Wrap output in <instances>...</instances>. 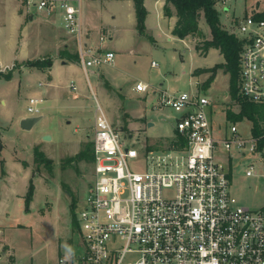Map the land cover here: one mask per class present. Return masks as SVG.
I'll return each instance as SVG.
<instances>
[{
    "label": "rangeland",
    "instance_id": "374dc122",
    "mask_svg": "<svg viewBox=\"0 0 264 264\" xmlns=\"http://www.w3.org/2000/svg\"><path fill=\"white\" fill-rule=\"evenodd\" d=\"M58 1L60 5L62 0ZM36 2L39 0H0V72L13 71L10 80L0 76V264H59L60 258L70 263L86 251L77 217L86 205L95 173L90 156L80 158L77 154L85 144H93L98 104L118 127L125 143L139 149L140 158L130 162L132 170L147 169L145 152L150 150L151 144L166 145L164 140L169 138L165 137L173 135L179 114L170 107L155 106L157 98L151 90H134L138 80L150 84L151 89L164 83L169 92L207 95L211 101L207 111L215 136L220 139L229 135L232 124H238L244 137L252 130V123L247 119L235 123L227 120L226 110L231 108L238 112L239 104L231 99L229 75L222 66L213 86L212 82L206 89L203 86L209 72L193 75L196 68L212 67L224 61L217 50H211L207 56L196 53H200L198 47H202L204 39L211 37L203 16L200 26L204 38L187 36L188 39L182 41L169 40L164 35L159 37L157 46L145 36L139 38L133 33L136 17L129 1L69 0L74 5L80 3L83 22L89 17L101 26L100 15L108 14L104 18L105 29L95 28L89 47L96 52L103 36L105 49L111 44L120 48L115 61L119 59L118 54H127L126 65L131 76L122 86L114 88L105 77L98 75L107 69L106 64L100 65L97 77L92 70L99 65L88 67V78L77 64L57 67L53 82L47 79L46 69L26 65L51 56L52 49L56 48V35L51 33L46 19L56 17L54 25L61 30L60 39L79 50L78 37L64 34L61 10L39 9ZM216 6L222 25L236 32L245 16L264 10V0H218ZM112 16H116V20ZM108 24L117 30L113 41L109 39V30L113 29ZM149 24L156 34L159 19L155 8ZM83 35L85 42L84 26ZM24 44L25 48L17 57L26 59L14 61L12 55L16 47H24ZM130 49L137 52L131 54ZM152 61L157 66L153 67ZM108 74L117 78L114 72ZM40 82L44 85L39 86ZM32 96L45 100L39 114L42 119L31 130H25L17 118L20 114H31L27 106ZM46 135L50 139H46ZM36 146L50 162L35 161ZM215 156L229 168L232 191L238 199L253 209L264 207V158L247 149L239 151L233 147L226 151L220 143ZM250 166L255 169L253 176L246 175ZM31 182L34 195L30 209L26 210L25 196Z\"/></svg>",
    "mask_w": 264,
    "mask_h": 264
},
{
    "label": "built area",
    "instance_id": "2783aa9c",
    "mask_svg": "<svg viewBox=\"0 0 264 264\" xmlns=\"http://www.w3.org/2000/svg\"><path fill=\"white\" fill-rule=\"evenodd\" d=\"M39 0L38 8L62 10L64 27L79 40L81 64H110L113 51L94 52L82 39L81 7L69 0ZM235 32V31H234ZM244 45L240 55V94L264 102V20L247 15L238 24ZM104 37H100V43ZM152 66H157L155 61ZM75 89V85L72 83ZM140 81L135 88L146 92ZM157 107L179 114L175 136L165 146L145 152L147 169L135 171L131 161L139 149L124 137L100 106L94 123L93 168L86 205L78 225L86 251L59 264H264V208H250L232 191L231 173L216 159L218 143L259 153L264 144L252 134L241 135L232 124L229 135L215 136L206 95L155 88ZM42 97H31L30 115L41 113ZM247 176L255 175L250 166Z\"/></svg>",
    "mask_w": 264,
    "mask_h": 264
},
{
    "label": "trees",
    "instance_id": "16d2710c",
    "mask_svg": "<svg viewBox=\"0 0 264 264\" xmlns=\"http://www.w3.org/2000/svg\"><path fill=\"white\" fill-rule=\"evenodd\" d=\"M218 0H166L164 12L166 16H177L176 24L172 30L173 35L178 38L193 36L204 38V33L200 26L201 16L210 28L211 37H206L202 47H198L201 54H206L211 48L218 49L224 57V62L217 63L212 67L196 68L193 75L198 76L204 72H209V76L205 81L203 89L209 87L217 75L218 69L222 66L229 75V93L231 99L239 104V111L236 112L231 108L226 110L228 121L238 122L247 119L252 124V134L259 138L261 145L264 144V102L250 101L240 94V55L243 49L244 42L236 32L225 28L220 21V12L216 6ZM136 29L140 34L146 33V19L148 10L144 0H133ZM256 20H264V10L255 11L253 14ZM202 50V51H201ZM66 51V50H64ZM67 52L62 53V58L70 61H78V53L72 54ZM27 66H35L38 69L44 70L52 66V59L42 58L36 59L26 64ZM226 68V69H225ZM6 80H10L13 76V71L8 73L0 72ZM151 148V146H150ZM36 162H50L45 153L36 146L34 148ZM84 155L90 156V161H93V144L87 143L82 150L77 154L80 158ZM34 195V184L31 182L25 196L26 210L30 209L31 201Z\"/></svg>",
    "mask_w": 264,
    "mask_h": 264
},
{
    "label": "crops",
    "instance_id": "0c3cea01",
    "mask_svg": "<svg viewBox=\"0 0 264 264\" xmlns=\"http://www.w3.org/2000/svg\"><path fill=\"white\" fill-rule=\"evenodd\" d=\"M127 1H129L130 4H133V7H134L133 0H127ZM144 1H145V6H146V8L148 10V16H147V19H146V31H147L148 35H147V33L140 34L137 31V29H136V19H135V23L133 25V33H136V35H139V38H142V37L145 36L146 38L152 40L154 42V44L157 45V46L159 45L158 44L159 43V37L164 36V35L168 36V39L169 40L179 39V40L184 41V40L188 39V38L181 39V38H178V37H176V36H174V35L171 34V30H172V28H173V26L175 24L176 17L174 15H172V16H166L164 14V1L165 0H149V2H148V0H144ZM153 8L156 9V17L159 19V26L157 27V33L156 34H155V31L150 27V24H149V22H150V16L153 13ZM20 15L22 16V13H20ZM59 15L60 16H63L62 10H61V13H59ZM57 16H58V14H57ZM100 16H101L100 17V21L102 23L101 26L99 24H97V23H93L91 20H89V17H87L86 20H84V22H83L82 21V17H81L82 29H83V26H84V29H85V38H86V41H87V42L85 41V43L88 46H90L89 45V42L91 41L90 38L93 36V32L95 31V28H98L100 26V29L102 30L103 26L106 25V24H104V18L105 17L107 18L108 17V14L105 13V14H101ZM55 18H53V19H46V22L49 23V26L51 28V31H52L51 33H54V36L56 35L55 37H56V40H57V42H56V48L52 49L51 56H47V58L50 57L52 59V66L50 68H47L46 70H44V71L47 72L46 73V76H47V79L50 82H53V80H54L53 73H54V70L57 67L60 68V67H64V66L76 65L77 64V65L81 66V68H83V66L81 64V60H80L79 50L77 49V47L70 46V44L67 43L65 40L60 39V32H61V30L55 27V25H54V21H56ZM112 18H113V20H116V16H112ZM63 26H64V24H63ZM109 27H112V29H113V30H111V29L109 30L110 31L109 39H110V41H113L114 37L116 36L117 30L115 29V27L112 24H110ZM64 29H65V27H64ZM103 29H105V28H103ZM62 33H64V32H62ZM64 34L65 35H68V36H72V34L68 33L66 29H65V33ZM73 38H74V35H73ZM139 38H136V39H139ZM25 45L26 44H24V47H21V46L20 47L19 46L16 47V49H15V55L14 54L12 55V58L14 59V61L15 60H24V59H26V58H19V57H17L18 56V52L20 51V53H19V55H20L21 52L23 51V49L25 48ZM60 47H62V48H60ZM97 49H101V50H105V51H113L115 53V56H116V51L119 50L120 48H118L117 44H111L110 47L106 46V49H105L104 45H102V42H101L100 47H97ZM64 50H66V51H64ZM134 50L135 49H130L129 50L130 51L129 53L133 52V54H134L135 52H137V51H134ZM211 50H217L220 53V51L218 49H215V48H211L206 54H200L198 52H196V53L198 55H200V56H207L211 52ZM67 52H70L72 54L78 53L79 60L74 62V61H70V60H68L66 58H62L61 57L62 56V53L63 54H66ZM24 53H26V51H24ZM41 54H43V53H41ZM220 55L222 56L221 53H220ZM126 56H127V54H121V53L118 54L119 59L117 61H115V59H114V61L112 63L106 64L107 65V69L104 70L103 74H98L97 73V71H101V66H98V68L96 70H92V73L95 74L96 77H97L96 74H98L101 77H105L111 85L112 84L114 85V88H118L119 86H122L123 85L122 82H125L131 76L130 73H129V71H128V69H127V65H126L127 59H126ZM221 62H224V61H221ZM151 65H152V63H151ZM205 68H207V67H205ZM109 72H114L115 73V76L117 75V78L116 77H112L111 74H108ZM218 74L219 73H217V75H216V77H215V79H214L211 87L213 86L214 82L216 81ZM86 76H87V78L89 77V71H88V74H86ZM140 81H142V80H138L137 82H140ZM43 85H44V83H42V82L39 83V86H43ZM151 87L146 92H148L149 90H151L153 92V94L157 98V101H156V104H155V106H157V103H158V93H157V90L155 89V87L152 88V89H151ZM132 88H134V87H132ZM156 88H159V89H167V88L164 87V83H161L160 87H156ZM134 90H136V88ZM136 91H138V90H136ZM138 92H140V91H138ZM32 97H37V96H32ZM38 97H41V96H38ZM98 106H100L101 109L103 110V108H102V106L100 104H98ZM97 114H98V107H97ZM25 116H27V115L20 114L18 116V118H17L18 123L20 122L21 118H23ZM178 117H179V115L177 116V118ZM177 118H175V123H176V119ZM175 133H176V130L174 128L173 135L170 136V137H165L166 139L169 138L168 140H164V141H167L166 144H168V142L171 141L174 138ZM161 146H162L161 142H158V144H154V145L151 144V148H158V149H160ZM261 208H264V207H261ZM16 264H22V263L17 262ZM33 264H40V263H33Z\"/></svg>",
    "mask_w": 264,
    "mask_h": 264
},
{
    "label": "water",
    "instance_id": "95a60500",
    "mask_svg": "<svg viewBox=\"0 0 264 264\" xmlns=\"http://www.w3.org/2000/svg\"><path fill=\"white\" fill-rule=\"evenodd\" d=\"M226 69V68H225ZM42 119L41 115H27L20 120V125L25 130H31L34 125ZM46 139H50L49 135L45 136Z\"/></svg>",
    "mask_w": 264,
    "mask_h": 264
}]
</instances>
